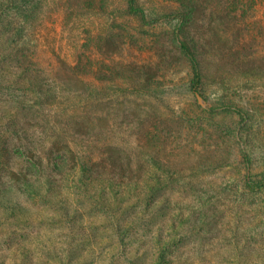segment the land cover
Masks as SVG:
<instances>
[{
  "label": "rangeland",
  "instance_id": "rangeland-1",
  "mask_svg": "<svg viewBox=\"0 0 264 264\" xmlns=\"http://www.w3.org/2000/svg\"><path fill=\"white\" fill-rule=\"evenodd\" d=\"M230 2L204 0L194 24L222 48L205 54L204 99L191 92L175 22L127 16L125 0H43L26 34L34 89L0 94V264H154L156 235L170 237L169 220L199 203V192L210 228L189 231L169 264H264V197L242 196L239 183L241 147L264 166V62H247L251 53L264 56V0ZM142 3L149 21L176 6ZM240 109L248 115L239 143ZM39 155L45 171L61 172L41 198L31 190L40 181L11 185L14 170L38 164ZM80 156L104 174L136 177L154 160L177 168L180 182L165 190L170 209L147 218L140 199L112 200L97 184L92 190L106 202L90 200L71 174ZM66 215H77L73 224Z\"/></svg>",
  "mask_w": 264,
  "mask_h": 264
},
{
  "label": "trees",
  "instance_id": "trees-1",
  "mask_svg": "<svg viewBox=\"0 0 264 264\" xmlns=\"http://www.w3.org/2000/svg\"><path fill=\"white\" fill-rule=\"evenodd\" d=\"M105 1V0H103ZM176 6L162 15H157L154 19H148L147 8H145L142 0H125V15L130 17H136L143 23L169 21L175 22L173 27V36L178 42L180 53L183 54L185 59L189 62L190 70L192 73L190 89L193 95L201 96L204 99L208 98V92L206 87V79L208 77L206 53L211 52L212 49L222 51V48H218L213 40V35L206 34L205 31L198 33L195 27V23L199 21V16L202 13V2L204 0H171ZM212 3V0H206V2ZM236 0H231L230 5L234 4ZM250 2L253 0H247ZM43 0H0V94L9 99L18 96V92L26 93L25 91L33 90V83L36 82L34 77V67L36 66L35 56L30 54V50H26V42L28 38V27L32 21L38 20L43 9ZM234 11H240L235 8ZM162 17V18H161ZM239 23L243 20V15H237ZM234 47V46H233ZM232 47V48H233ZM242 48L237 49L240 52ZM251 58L247 59V62L251 60V68H263L256 65V60L264 62V56H258L257 52L249 54ZM244 61V60H241ZM236 61H232L234 64ZM36 86V85H35ZM7 101L8 99L5 98ZM241 120L238 122L239 131L234 135L237 142L243 140V121L247 119L246 113L240 110H236ZM10 125V124H9ZM240 143V142H239ZM241 156L244 162L245 173L241 177L240 191L242 196H262L264 197V166H254V161L251 159L250 154L246 149L241 147ZM38 164H25L27 165L25 170L22 167L15 172V180L11 185H19L26 188L32 186L33 182L40 181V185H33L32 193L41 198V196H47L52 193L53 181L52 177L61 175V172H48L45 171L49 168L45 161V156H38ZM72 168V178L75 179L77 184H74L75 188L84 192L85 195H89L90 200H100L106 202V200L97 191L105 194L113 193L112 200L117 199L119 193H128L130 195L128 202L133 198L140 199V205L144 206V213L147 218L151 217L153 213H163L164 209H170L171 200L166 196L165 190H168L172 184H175L177 180L174 179V172L177 168H173L168 164H161L159 161L154 160V165H151L146 170H143V174L136 177L126 176L125 174L106 173L101 170H97L95 165L97 161L93 159H79L74 162ZM38 167L40 170H38ZM34 172L30 176L31 171ZM45 171V172H44ZM162 171L164 173H162ZM44 173V174H43ZM68 173V172H67ZM180 174V177L184 176ZM75 177V178H74ZM181 180V178H180ZM57 181V180H56ZM180 182V181H179ZM97 184L99 190L93 191V186ZM60 188V186H59ZM120 188H125L120 191ZM109 197V198H110ZM202 193H197V201L193 205L186 206L189 212H177V217L169 220L170 237L162 236V231L157 236V253L155 256L154 264H169V254L174 252V248H178L179 245L183 247L184 240L187 238L189 231L200 232L203 228H210L209 217L210 214L205 212L203 206L208 201H205ZM119 198V202H120ZM72 204L70 207L73 210L75 208V200L71 199ZM110 204L113 201L109 199ZM162 208V211H161ZM129 213V209L125 210ZM77 215L65 216V222L74 223ZM180 219V223L177 224L176 220ZM159 230L161 228L159 227ZM173 241L178 242L177 246H172Z\"/></svg>",
  "mask_w": 264,
  "mask_h": 264
}]
</instances>
